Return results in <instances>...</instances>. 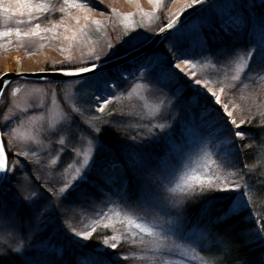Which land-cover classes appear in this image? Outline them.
<instances>
[{
    "label": "rangeland",
    "instance_id": "obj_1",
    "mask_svg": "<svg viewBox=\"0 0 264 264\" xmlns=\"http://www.w3.org/2000/svg\"><path fill=\"white\" fill-rule=\"evenodd\" d=\"M263 2L216 0L180 26L161 52L152 55L150 63L141 69L130 66L117 69L111 75L103 73L61 83L20 80L8 87L0 101V132L9 156L13 190L19 189L25 197L39 193L49 213L40 215L39 238L33 245L29 237V251L38 247L60 259L65 237L67 248L74 245L82 249L94 233L104 234L107 230L108 238H100L93 252L104 251L108 247L105 240L117 245L113 251L126 246L131 252L123 255L128 258L123 264H205L201 252L211 244L210 235L205 231L209 229H187L181 214L193 194L191 189L195 188L197 193L200 184L211 182L223 188L233 183L230 209L245 207L248 200L233 181L231 139L220 132V126L201 129L195 122L196 115L190 107L177 101L176 93L188 84L201 97H208L210 105L232 123L242 115L244 107L255 106L254 101L258 102L256 99L264 93V82L262 91L244 90L249 87L243 81L248 69L245 48H237L238 52L230 59L218 52L202 54L187 62L178 54L190 37L218 28L227 31L228 26L240 24V19L242 23L244 10ZM193 4L192 0H68L67 3L65 0H0V76L12 70L37 72L85 66L95 55L102 57L96 60L97 64L120 56L149 41ZM137 34L140 43L135 48L124 43L130 35ZM110 45L115 46L113 53L104 56ZM178 64L179 69L175 67ZM254 76L252 72L246 77L253 80ZM196 80L201 83L197 84ZM89 81H99V84H89ZM155 81L162 85L158 86ZM236 86L243 88L238 99L231 101L237 103L228 102L231 97L225 101L227 93H232ZM263 101L264 98L258 104ZM228 104L233 107L230 109ZM73 106L78 111L72 135L68 130L55 134L62 117ZM112 120L117 126L132 127L135 133L129 147L141 171L138 174L135 170L140 195L129 199L123 183L120 193L113 198L104 197L98 202L87 200L72 187L77 183L74 179L78 178L77 169L82 172L87 167L83 164L84 157L95 156L88 184H94V178L106 168L98 158V143H89L92 137L88 131L95 127L103 130ZM236 125L233 126L237 128ZM100 133H96L98 138ZM61 139L65 141L63 145ZM164 141L166 155L155 165H143L138 154ZM99 145H102L100 139ZM105 152L102 145L101 153ZM65 184L69 187L61 193ZM72 198H75L72 205L62 206ZM226 201L228 205L230 201ZM135 223L152 227L159 235L142 232ZM46 232L49 238L42 239ZM74 232L90 233L91 237L84 240ZM58 233L61 237L53 253L50 248ZM112 237L116 239L113 241ZM173 241L180 247L169 251ZM24 245L18 233L6 221H0V249L20 247L23 254ZM80 260L85 264L84 258ZM86 263L90 264V258Z\"/></svg>",
    "mask_w": 264,
    "mask_h": 264
},
{
    "label": "trees",
    "instance_id": "obj_2",
    "mask_svg": "<svg viewBox=\"0 0 264 264\" xmlns=\"http://www.w3.org/2000/svg\"><path fill=\"white\" fill-rule=\"evenodd\" d=\"M263 14L264 2L252 9L244 10V13L242 14V23L240 19V24H233L232 26H228L229 28H226L227 31H235L239 34V38L230 41L229 46L231 45L235 49L239 47L245 48L252 46L251 42L253 40L258 41L261 31L264 30ZM223 33L224 29L218 28L217 30L204 31L200 35L190 37L184 42L183 48L178 54L179 57L187 62H193L195 57L198 58L202 54L218 53L217 50L220 48V41L215 39V37L223 35ZM171 36L172 34L168 36L152 53L143 55L140 58L125 64L121 70L129 69L130 66L137 70L149 64L152 55L160 53L162 46ZM115 72L116 70L109 71L103 75H111ZM252 72H254L255 75L254 79L248 80L246 77L247 73L250 75ZM244 76L245 79L243 81L249 86L246 88L247 90L244 89L245 91H262L261 86L264 82L262 79L264 77V71L255 70V66L253 65V70L249 71V69H247ZM155 82L157 84L159 83L158 81ZM160 85L162 84L159 83L158 86ZM236 87L237 88H235L232 93L228 91L231 94L227 93L228 95H226L225 101L230 97L231 98L228 102L233 101L232 99H238L243 88H241V86ZM177 95V101L190 107L191 113L196 115L195 122L199 124L201 129L209 130L211 126L216 127L217 125L221 127L220 132L222 131L226 136H228L227 133L229 129H232L233 132L243 129L245 132L243 138H236L234 136H228L227 138L231 139V147L232 141H235L236 147H232V161L230 162L231 167H234L235 169L233 181L240 186L238 187V190H241V192H244L246 195L248 200L247 205L236 210L230 209L231 216L228 223L232 227L229 232L224 233L223 231H217V228L220 226L215 223L216 210L211 214L205 212L201 215L199 212L200 205L189 203V200L193 198L194 194H192L181 210L182 218L186 224L185 227L189 230L193 227L198 230L201 228L209 229L205 231L210 235L211 244L201 252L205 264H240L241 260H247L248 264H264V231H260L264 228V101L258 104L259 101L263 100L264 93L261 92V95L256 99L258 102L254 101L255 106H249L250 108L244 107V109H242V115L237 119L234 118L241 123L239 129L235 128L232 123H229L218 112L217 109L215 110V108L210 105V99L208 97H201L197 92L192 91L188 84H185L184 87L176 93V96ZM231 103L234 104L237 102L234 101ZM228 105L230 109L233 107L232 104ZM197 118H199V120ZM241 119L243 122L239 121ZM198 121H200V123ZM131 128L132 127L127 125L117 126L115 120L110 121V123L107 122L104 125L103 130L99 134V139L106 152L105 154H102L100 151L98 158L102 161L101 166L104 165L103 167L106 168L101 174L95 178L93 177L94 184H88L85 187L88 195L83 197L84 199L95 200L98 202L99 200L104 199V197L113 198V196L117 195L121 190L123 183L129 199L133 200L139 197L140 188L137 182L139 180L137 171L138 174L141 173V171L137 165L138 159L129 147V141L135 134L132 133L133 129ZM164 143L166 144L165 141L163 143H154V145L152 144V146L144 151L142 155L138 154V158L140 156L139 159L142 164L145 166L155 165L162 157H164V155H166V152L164 151ZM232 185L233 183L231 186ZM227 199L230 201L227 197L222 200L224 205ZM74 200L75 198H72V200L67 199V201L65 200L62 203V206L72 205L71 201ZM77 203L80 204V202ZM257 233H259V235H257ZM60 237V233H58L56 239L52 242L53 244L50 249H53V253H56L55 248L58 247L57 244ZM41 238L48 239L49 232H46ZM100 238H108V231H104V234L101 232L94 233L86 244V247L81 249L76 248L74 245L67 248L65 242V239L67 240V238L65 237L64 240H62L63 245L61 247L63 264H68L69 260H75L76 264H82L80 260L82 258L88 262L93 254V250L98 248V240ZM245 240L248 241L247 244L243 243ZM229 241H232V251L238 254L239 259H232V255L228 251ZM125 247L126 246L116 250L117 252H120L122 257H125L123 256L125 253L131 252V250L128 251ZM125 261L127 263L128 260ZM86 262L85 264H89Z\"/></svg>",
    "mask_w": 264,
    "mask_h": 264
},
{
    "label": "snow or ice",
    "instance_id": "obj_3",
    "mask_svg": "<svg viewBox=\"0 0 264 264\" xmlns=\"http://www.w3.org/2000/svg\"><path fill=\"white\" fill-rule=\"evenodd\" d=\"M67 3L68 0H65ZM192 3L202 4L203 0H192ZM63 10V9H62ZM98 23V22H97ZM171 24H166L165 27H170ZM40 25L37 24L36 28H39ZM8 33H4L7 35ZM17 34L19 35V30H17ZM27 35V33H26ZM239 38V34L235 31H224L223 35H218L215 39L220 41V48L217 50L225 59H230L232 56L236 55L238 49L229 46L230 41H234ZM145 39H147L145 37ZM124 43L128 44L130 48H135L137 43H140L139 34L130 35ZM252 46L245 47L244 49V57L248 61V69L249 71L253 70V65L255 66V70L264 71V30L261 31L259 40H253L251 42ZM115 46L110 45L109 51L105 52L103 55L108 56L113 53ZM102 57L100 55H95L87 60L85 66L73 67L71 69L61 68L60 71L66 72L68 75H78V74H94V72L98 69L99 65L96 63V60H100ZM191 67H196V65H190ZM177 69L180 68V65L175 66ZM104 82L107 83V79L104 78ZM197 84H200V80L195 81ZM9 83L6 79L0 80V85ZM89 84L96 83L99 84V81H89ZM15 91V90H14ZM4 92L3 88H0V94ZM223 89H221V93ZM212 97H216V93H212ZM103 99V97H101ZM216 102L219 103V98L217 97ZM226 107V106H225ZM78 109L73 106L72 110L66 112V114L62 117V122L58 128L55 129V134L59 135L61 132L68 130L69 135L71 136V129L76 125L75 112ZM103 111V109H101ZM229 116L232 115L231 112L228 113ZM233 125H236V121H232ZM6 127V125H4ZM239 129L240 125H236ZM102 129L99 127H95L88 131V135L92 137V140L89 141L91 144L92 141H96L98 143L97 154L102 150V145H99V138L96 133H100ZM228 136L243 138L245 132L243 129L236 130L233 132L232 129H229ZM61 145L65 143L63 139L60 141ZM232 147L235 148V141H232ZM91 160V163L89 162ZM55 163V161H53ZM83 164L87 167L83 169L81 172L80 169H77L78 178L76 185H73V189L76 190V193L80 196L86 197L88 192L84 186H86L89 182V171L92 166L95 164V156H85L83 159ZM103 171V169H101ZM10 168L6 161V155L4 152L3 143L0 142V221H6L10 227H12L17 233L18 238L20 240L25 241V251L21 254L20 247L12 248L7 247L0 249V264H63V257L57 259L55 254L46 253L43 249L38 247H32L31 251L28 248L31 246L28 244L29 237H31L32 244L34 245L36 240L39 238V217L43 213L45 216H48L49 213L44 205L41 203V196L39 193H30L29 196H23L19 189H15V185L12 183L13 177L9 175ZM198 179V178H197ZM69 186L65 184L64 188L60 189L61 193H65L66 189ZM235 186H225L223 188L214 186L209 182L207 185L200 184L199 192H195V188H192L193 198L189 200L190 204H199V212L203 215L205 212L211 214L214 210H216L215 215V223L220 227L217 228V231H223L227 233L231 230V225L228 223V220L231 216L230 207L231 200L234 199V193L231 191V188ZM68 194H73L69 192ZM227 197L230 200L228 205H224L222 200ZM135 227L140 229L142 232H146L150 235L158 233H154V229L152 227L141 225L140 223H135ZM260 231H264L262 228ZM75 236L80 237L84 240L90 239V233H81L74 232ZM243 234V233H242ZM259 235V233H257ZM116 238L112 237L114 241ZM70 240V238H69ZM195 243V241H193ZM247 244L248 241L245 240L243 242ZM104 244L108 247L105 248L102 252H93L90 257V264H123L125 260L128 258L122 257L120 252L113 251V249L117 248V245L113 242L110 244L108 240L104 241ZM180 247L176 245L175 242H171V246L169 247V251H172L174 248ZM228 251L232 255V259H239L237 253L232 251V241L228 242ZM227 259V256H226ZM68 264H76L75 260H69ZM240 264H248L247 260H241Z\"/></svg>",
    "mask_w": 264,
    "mask_h": 264
},
{
    "label": "water",
    "instance_id": "obj_4",
    "mask_svg": "<svg viewBox=\"0 0 264 264\" xmlns=\"http://www.w3.org/2000/svg\"><path fill=\"white\" fill-rule=\"evenodd\" d=\"M216 0H203L202 4H193L176 16L171 22L167 24H171L170 27L163 26L149 41L142 44L141 46L124 53L120 56L111 58L106 61H102L98 63L99 67L94 72V74H78V75H68L64 71L58 70H47V71H37V72H24L21 70H12L3 73L0 76V80L6 79L9 83L0 85V88L4 89V92L0 94V101L8 89V87L16 81H32L38 83H61V82H70V81H77V80H84L88 78H92L98 76L100 74L114 71L117 69H121L125 64L140 58L143 55H147L152 53L160 44L171 34H173L180 26H182L187 20H189L194 15L201 12L211 3L215 2ZM0 142L3 143L2 134L0 132ZM4 146V145H3ZM6 155V161L8 164V156L4 149Z\"/></svg>",
    "mask_w": 264,
    "mask_h": 264
}]
</instances>
